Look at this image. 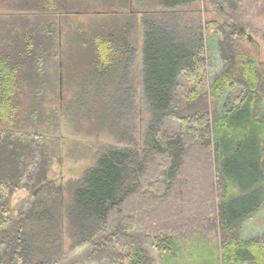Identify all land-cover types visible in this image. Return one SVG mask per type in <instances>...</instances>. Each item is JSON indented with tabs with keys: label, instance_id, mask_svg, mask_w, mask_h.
<instances>
[{
	"label": "trees",
	"instance_id": "1",
	"mask_svg": "<svg viewBox=\"0 0 264 264\" xmlns=\"http://www.w3.org/2000/svg\"><path fill=\"white\" fill-rule=\"evenodd\" d=\"M15 1L22 11L0 13V264H70L68 252L83 246L90 264H157L154 252L176 255V233H200L216 264H264V230L242 237V223L264 206V71L239 51L246 13L203 24L183 9L200 0ZM97 4L114 9L92 10ZM91 13L103 16L75 38L64 64L60 19ZM139 29L144 131L127 117L133 84H121ZM209 29L224 34L223 70L212 81ZM55 66L78 88L75 118L110 115L119 134L81 177L59 185L47 176L44 135L14 129L25 93L28 119L41 117ZM20 189L31 198L15 216Z\"/></svg>",
	"mask_w": 264,
	"mask_h": 264
},
{
	"label": "rangeland",
	"instance_id": "2",
	"mask_svg": "<svg viewBox=\"0 0 264 264\" xmlns=\"http://www.w3.org/2000/svg\"><path fill=\"white\" fill-rule=\"evenodd\" d=\"M15 2V0H0V13L11 14V12L22 11L14 6ZM217 2L219 1L200 0L184 6L183 9L187 11L186 16H188V20L195 18L198 22H203V24L211 19L218 20L221 23L226 22V15L235 12L234 9L237 12L246 13L248 19L246 22L244 19L242 23L244 25L243 35L237 41L239 51L255 58L259 70L264 71V0H229V3H226L225 7L223 6V9L218 7ZM92 7L95 8L92 10L98 11H110L114 9L102 4L93 5ZM74 9L88 10L85 7ZM60 15L61 17L64 16L63 14ZM102 16L94 13L73 14L70 17L60 19L62 24L60 38L63 45L61 62L65 64L68 48L72 45L71 43L75 38L80 35L83 36L86 31H90L91 24L99 21ZM3 17L5 15L1 16V18ZM31 20H34V17ZM3 35L4 32L0 31V42L3 40ZM205 36L207 58L209 61V79L212 81L223 70L224 61L219 42L224 37V34L209 29L205 30ZM133 41L135 49L129 66V79L126 80L127 84H121L125 88L128 87V84L131 85L130 83L134 86H132V91H135L134 102L131 106L132 108L127 109V117H129V120L131 119V122L136 124L139 130L144 131L148 123V114L142 103L141 88L135 85V82H138V77H141L140 72L142 70L140 65L142 53L141 29L136 31ZM53 72L55 74V78L51 79L53 88L46 89L40 100L41 110L39 115L41 117L34 120L28 119V114L31 112L30 104L32 96L25 93L21 96V119L18 126L14 129L17 131V134L37 132L44 135L47 153L51 160L47 176L55 179L56 184L59 185L61 183L67 184L81 177L84 171L95 162L96 154L101 149L111 144H117L116 137L119 134L114 132L110 127V115L103 117L102 123L94 122L92 118L90 119L86 116L75 118L77 107L75 104L73 105V102L77 100L75 95L78 88L74 83L67 81L65 71L61 72L58 66L53 68ZM107 98L111 101L115 99L114 97ZM92 99L91 97L90 100ZM261 108L264 114V98ZM5 127L3 124H0V128ZM29 198H31V191L27 189L17 190L12 195L11 208L15 216L18 214V208L21 203ZM263 230L264 206L254 217L242 223V237L251 238L260 236ZM174 236H176L177 241L176 255H168L161 258L158 252H154L157 264H216L215 248L209 245L200 233H176ZM69 245L70 240L68 235H66V250L69 249ZM68 254V263L70 264H90L87 258L84 257L85 246L75 251H69Z\"/></svg>",
	"mask_w": 264,
	"mask_h": 264
}]
</instances>
